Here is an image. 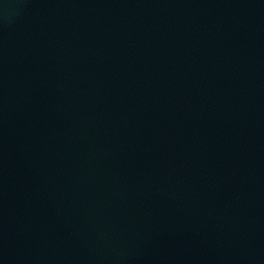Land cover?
I'll return each instance as SVG.
<instances>
[{"label": "water", "instance_id": "95a60500", "mask_svg": "<svg viewBox=\"0 0 264 264\" xmlns=\"http://www.w3.org/2000/svg\"><path fill=\"white\" fill-rule=\"evenodd\" d=\"M0 264H264V0H0Z\"/></svg>", "mask_w": 264, "mask_h": 264}]
</instances>
